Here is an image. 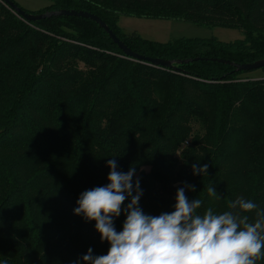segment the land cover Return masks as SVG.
<instances>
[{"label": "trees", "instance_id": "trees-1", "mask_svg": "<svg viewBox=\"0 0 264 264\" xmlns=\"http://www.w3.org/2000/svg\"><path fill=\"white\" fill-rule=\"evenodd\" d=\"M52 2L41 14L89 12L141 56L193 61L156 67L128 58L92 20L28 22L0 1V264L107 254L95 221L74 208L83 191L108 183L112 158L119 171L136 168L145 214L171 213L177 189L192 185L185 194L202 200L199 214L243 198L258 205L245 213L255 222L264 212V79L218 60H264V0ZM121 16L234 28L245 38L159 43L127 33ZM193 164L208 172L193 175ZM125 219H114L118 232Z\"/></svg>", "mask_w": 264, "mask_h": 264}, {"label": "clouds", "instance_id": "clouds-1", "mask_svg": "<svg viewBox=\"0 0 264 264\" xmlns=\"http://www.w3.org/2000/svg\"><path fill=\"white\" fill-rule=\"evenodd\" d=\"M106 166L108 183L83 191L74 214L95 221L109 248L105 255H93L89 248L82 264H257L264 258V212L256 213L255 222L245 215L258 207L252 200L239 198L229 202V210L217 214L209 208L201 215L202 200L189 201L185 189L195 188L184 185L176 191L174 211L148 215L139 207L143 190L138 177L133 181L136 168L119 171L115 158ZM192 171L202 176L208 165L193 164ZM208 193L215 196L217 191L209 187ZM126 200L130 202L122 207ZM122 212L126 219L118 232L114 219Z\"/></svg>", "mask_w": 264, "mask_h": 264}, {"label": "rangeland", "instance_id": "rangeland-1", "mask_svg": "<svg viewBox=\"0 0 264 264\" xmlns=\"http://www.w3.org/2000/svg\"><path fill=\"white\" fill-rule=\"evenodd\" d=\"M1 1V0H0ZM21 9L30 14H41L52 0H12ZM2 2V1H1ZM119 26L127 33H138L143 39L167 43L178 38H211L215 37L224 43H232L245 38L239 29L225 27H199L191 23L154 20L134 16H121ZM252 80H263L264 69L246 74ZM177 185H175V188Z\"/></svg>", "mask_w": 264, "mask_h": 264}, {"label": "water", "instance_id": "water-1", "mask_svg": "<svg viewBox=\"0 0 264 264\" xmlns=\"http://www.w3.org/2000/svg\"><path fill=\"white\" fill-rule=\"evenodd\" d=\"M8 8H10L15 14L23 18L24 20L28 22H36L48 18H54V17H74V18H84L88 20H92L96 22L110 37V39L118 46L119 49H121L124 54L131 59L142 61V62H149L151 65L156 67H161L165 69H173L175 67V64H182V63H190L193 60H186V61H167L162 59H154V58H148L145 56H141L135 52H133L130 48H128L121 40L120 38L115 34L113 30L98 16L91 14L89 12H83V11H75V10H61V11H51L46 12L42 14H30L21 9L17 4H15L12 0H1ZM219 62H224L231 64L235 67L237 72H252L255 70H260L264 68V60L257 61L255 63L251 64H235L230 63L222 60H218Z\"/></svg>", "mask_w": 264, "mask_h": 264}]
</instances>
